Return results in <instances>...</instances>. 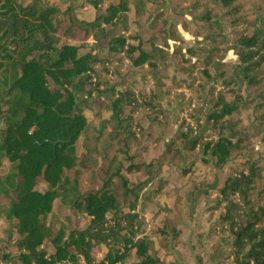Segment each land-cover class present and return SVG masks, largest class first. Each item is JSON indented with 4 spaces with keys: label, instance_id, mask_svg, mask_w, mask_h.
Masks as SVG:
<instances>
[{
    "label": "trees",
    "instance_id": "16d2710c",
    "mask_svg": "<svg viewBox=\"0 0 264 264\" xmlns=\"http://www.w3.org/2000/svg\"><path fill=\"white\" fill-rule=\"evenodd\" d=\"M85 4L0 0V264H264V0Z\"/></svg>",
    "mask_w": 264,
    "mask_h": 264
},
{
    "label": "rangeland",
    "instance_id": "374dc122",
    "mask_svg": "<svg viewBox=\"0 0 264 264\" xmlns=\"http://www.w3.org/2000/svg\"><path fill=\"white\" fill-rule=\"evenodd\" d=\"M31 1L32 0H22V4L27 5ZM43 1L50 4V5L58 7L59 10H62V11L70 6L73 9L74 15L78 19H81V20L90 21L96 15H98L100 13V11L97 12L91 5H86L85 4L86 0H43ZM66 42H67V44H75L74 41H66ZM77 42H78V40H77ZM87 42L91 43L92 41L89 40ZM190 81L191 80L188 79V81H186V83L178 82V83L173 85L174 86L173 91L181 93L184 96V101H186L183 104V110L179 111V122H183L182 131H185V132L187 131L188 127H191L194 129V131H197L196 125L193 122L192 118L190 117L191 112L195 109V100L193 99L191 89L188 88V85H187L188 83H190ZM84 113H85V116L90 121V123H89L90 128L88 129L87 135L94 136L95 132L93 130L98 128L99 120L93 116L92 111L86 110ZM197 167H198V170L204 172L208 177L219 176L221 178L222 175L228 171L229 165H226L222 169L221 172L211 170V168L209 166H204V165L198 166V165H196L195 168H197ZM214 196L215 195L212 194L210 196V198H208L209 201H211L214 198ZM158 202H159V204L164 205L165 203H168V198H166L164 196H160L158 198ZM57 213L59 215H62L64 212L62 209L61 210L58 209ZM145 217H146V219H148L147 215ZM4 230H7V224L5 223L4 219H0V236L3 235ZM155 250H156L157 254L162 256V254H163L162 250H159V248H157V246H155ZM103 254H104V252L100 250L98 253V256L101 257V256H103Z\"/></svg>",
    "mask_w": 264,
    "mask_h": 264
}]
</instances>
